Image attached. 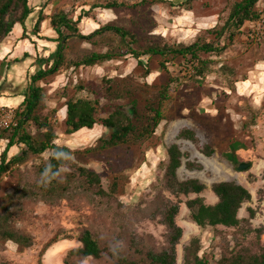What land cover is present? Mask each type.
I'll use <instances>...</instances> for the list:
<instances>
[{"label":"rangeland","instance_id":"rangeland-1","mask_svg":"<svg viewBox=\"0 0 264 264\" xmlns=\"http://www.w3.org/2000/svg\"><path fill=\"white\" fill-rule=\"evenodd\" d=\"M240 1L30 0L34 14L28 22L27 44L34 45L32 40H36L42 57L31 68V80L48 71L57 60L59 36L50 22L51 16L60 12L68 13L74 22L85 16L76 25L79 36L90 37L109 26L135 36L139 47L130 46L131 38L126 40L109 31L94 35L89 41L70 38L65 51L68 66L39 83L46 94L42 116L48 117L55 127L59 138L56 144L69 148L74 160L63 182L54 180L47 188L38 183L39 167L45 166L50 151L31 156L0 180V235L2 224H6L33 242L31 247H21L0 236V264H115V254H133L134 244L142 250L162 252L169 248L171 236L165 223L166 213L174 206L180 208L176 224L183 230L177 247L178 264H187V254L190 264H217L238 253L262 252L264 27L260 37L252 40L255 22L248 23L235 33L222 56H203L213 62L204 79L197 77L192 66L184 64L180 57L171 55L163 70L158 64L162 57H145L141 66L131 55L132 49L146 50L156 45L175 50L198 41L213 43L215 39L208 31L216 26L223 28ZM107 4L117 6L93 9L94 5ZM256 10L260 17L264 15V0ZM40 17L41 40L33 29ZM24 33V28L19 27L3 46ZM228 35L216 43H229ZM108 52L116 56L111 62L79 68L72 64ZM4 54L3 49L0 78H6L7 84L18 83L21 77L15 78V74L23 67L15 61L7 62L5 59L10 58ZM169 81L170 99L163 108L166 121L152 139L101 149L111 134L103 126L66 134L64 110L68 100L100 101L99 120L108 118L117 106H124L122 111L133 119L135 116L128 113L131 96L144 108L159 97ZM183 129L195 131L199 142L179 140ZM28 130L39 136L34 126ZM0 132L3 134V130ZM173 145L184 154L179 181H199L206 187L202 194L176 195L168 189L165 173L168 149ZM211 151L214 153L210 157L205 154ZM243 164L249 168L240 171ZM79 168L97 173L107 195L100 196L97 189L90 188L79 177ZM222 182L237 183L251 193L252 200L239 214L244 221L239 228L202 229L191 220L187 203L202 198L207 205L217 204L213 186ZM44 188L51 191L47 193ZM87 231L98 240L104 252L102 258L83 260L70 256L71 251L81 247V237Z\"/></svg>","mask_w":264,"mask_h":264},{"label":"trees","instance_id":"trees-1","mask_svg":"<svg viewBox=\"0 0 264 264\" xmlns=\"http://www.w3.org/2000/svg\"><path fill=\"white\" fill-rule=\"evenodd\" d=\"M180 2L192 3L195 0H179ZM262 0H241L236 3L232 12L229 15L225 26L219 29L218 26L208 31L210 36H213L215 42L208 43L198 41L190 46H182L175 50L169 49L167 46L156 45L154 48L146 50L132 49L131 55L139 61L143 66L141 59L145 57L163 59L158 63L160 68L166 70V64L171 55L174 58H182L184 64L192 66L197 77L206 78L208 74V67L213 62L209 61L203 56H217L220 57L229 48L230 43L234 41L235 33H240L241 29L248 23H253L259 20L260 14L256 7ZM116 4H107L106 6L94 5L93 9H112ZM34 14V8L31 7L30 0H0V50L4 41L12 35L17 25H21L25 33L23 39H30L28 36L29 20ZM85 16H80L77 22L71 18L68 13L60 12L51 16V27L58 34L57 42L60 44L57 52V60L53 67L48 71H42L32 77L31 83L27 88L25 100L23 104L16 110L18 126L12 130L3 131L0 139L8 140L6 150L0 157V180L18 166L26 163L31 156L39 157L57 146L56 141L59 139L55 127L48 117L42 116V110L45 106L46 94L43 88L37 86L38 82L45 78L58 74L66 65L65 51L68 40L70 38H78L89 41L94 35L103 32H112L118 34L123 39L130 40V46H138L139 41L132 34L123 32L118 28H110L109 26L101 28L96 34L90 37L79 36L76 25L80 24ZM43 18L40 17L33 29L35 34L41 33L40 25ZM68 33V34H67ZM226 33H229V43L217 44L216 42L222 38ZM70 34V35H69ZM41 39V38H40ZM116 56L112 53L93 54L90 57L84 58L82 61L72 63L75 68L79 67H93L105 62H111ZM42 63V60H40ZM49 62V61H48ZM147 76H150L148 69ZM171 81L166 83L159 92V97L150 100L144 108L136 97L131 96L130 104L131 113L135 116L133 119L129 118L123 111L122 107L117 106L108 118L99 120L100 101L86 99L68 100L66 103L67 117L65 118V125L67 127V135H75L84 130H94L97 126H103L111 130V134L103 142L101 149L115 148L120 145L130 143H137L143 140H150L156 134L160 125L166 121L164 116V105L170 99ZM83 90V89H82ZM56 113V112H54ZM34 126L38 131L39 136L31 134L29 127ZM179 140L191 141L198 143L199 138L195 131L190 129H183L178 136ZM15 145H23L21 152L9 159L8 153ZM61 150L71 151L67 147H61ZM214 152L205 153L211 156ZM169 162L166 167V185L176 195L202 194L206 187L197 180H189L180 182L178 179V171L183 166L184 154L177 145H173L168 149ZM54 165L55 160L51 161ZM44 166L39 167L41 173ZM79 177H81L90 188L97 189L100 196H106L107 193L103 189L102 180L100 176L86 168L77 169ZM44 190L49 193L51 190ZM213 193L218 198V203L215 205H207L202 198L191 200L187 203L188 209L191 211V220L202 229L208 227H225V228H239L243 221L239 218L240 211L246 203L252 200L251 193L243 186L233 182H222L213 186ZM180 212L178 206H174L168 210L165 217V223L171 231L169 248L162 252H155L152 250H142L139 246L134 244V253L125 255L116 253L115 264H178L177 247L183 237V230L176 224V217ZM5 220V219H4ZM6 241H13L21 247H31L32 239L30 237L20 235L6 224H2L1 235ZM81 247L71 251V257L80 259L95 258L100 259L103 256V250L96 237L89 231L85 232L81 237ZM190 256V254H189ZM188 254L186 255V262L190 264ZM198 260V253L194 255ZM217 264H264V248L260 254L251 255L249 253H238L231 257L222 258Z\"/></svg>","mask_w":264,"mask_h":264},{"label":"crops","instance_id":"crops-1","mask_svg":"<svg viewBox=\"0 0 264 264\" xmlns=\"http://www.w3.org/2000/svg\"><path fill=\"white\" fill-rule=\"evenodd\" d=\"M19 27H22V26L17 25L14 32ZM14 32L12 34H14ZM27 34L28 36H30L28 32ZM23 35L24 34H22L19 38L15 37L13 40L14 42L12 43L9 42V45L7 44H5L4 46L2 45V48L0 50V53H1V51L4 49L5 51L4 57L10 58V61H8L9 59H5L7 62L12 63L15 61L17 62V64L23 67V70L17 71L15 74V78L21 77L18 83L9 82V84H7L6 78H0V107L9 108L14 111L18 110V108L23 104L25 100L27 88L29 84L31 83V73H30L31 68L36 66V63H35L36 59L39 60L42 58L41 53L38 50V45L36 44V40H32V42H34L33 43L34 45L30 44L31 45L30 46L29 44H27L29 40L23 39ZM36 37L37 38L39 37V40H41L40 33ZM44 39L46 41L48 40L46 38ZM0 66L1 67L4 66V63L2 61L0 62ZM39 83L40 82L37 83V86L40 85ZM66 117H67V107H65V110H64V119ZM0 136H1V132H0ZM7 145H8V140L0 139V157L2 153L6 150ZM21 148H23V145H20V146L15 145L14 147H12L8 153V158L11 159L17 156L21 152Z\"/></svg>","mask_w":264,"mask_h":264},{"label":"clouds","instance_id":"clouds-1","mask_svg":"<svg viewBox=\"0 0 264 264\" xmlns=\"http://www.w3.org/2000/svg\"><path fill=\"white\" fill-rule=\"evenodd\" d=\"M50 157L45 162V166L40 173L38 183L47 188L54 180L63 182L64 174L69 172L70 162L74 160L72 151L61 150L57 145L55 148L50 149ZM55 160L57 163L54 165L51 161Z\"/></svg>","mask_w":264,"mask_h":264},{"label":"built area","instance_id":"built-area-1","mask_svg":"<svg viewBox=\"0 0 264 264\" xmlns=\"http://www.w3.org/2000/svg\"><path fill=\"white\" fill-rule=\"evenodd\" d=\"M254 31L250 35L252 40L259 38L261 33L260 31L264 27V15L260 19L253 23L252 25ZM18 126L16 112L12 109L0 107V129L3 131L12 130Z\"/></svg>","mask_w":264,"mask_h":264},{"label":"water","instance_id":"water-1","mask_svg":"<svg viewBox=\"0 0 264 264\" xmlns=\"http://www.w3.org/2000/svg\"><path fill=\"white\" fill-rule=\"evenodd\" d=\"M128 113H129L130 115H132L131 110H130V112H128ZM248 168H249L248 165L243 164V165L240 166L239 170H240V171H245V170H247Z\"/></svg>","mask_w":264,"mask_h":264}]
</instances>
